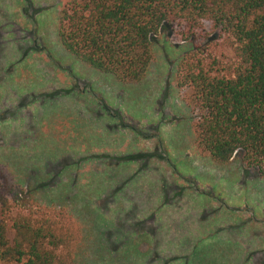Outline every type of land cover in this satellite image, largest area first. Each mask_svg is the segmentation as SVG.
Wrapping results in <instances>:
<instances>
[{
	"label": "rangeland",
	"instance_id": "1",
	"mask_svg": "<svg viewBox=\"0 0 264 264\" xmlns=\"http://www.w3.org/2000/svg\"><path fill=\"white\" fill-rule=\"evenodd\" d=\"M69 0H0V167L29 204L69 212L75 264H264V180L238 155H199L179 64L214 41L176 25L143 81L119 82L60 44Z\"/></svg>",
	"mask_w": 264,
	"mask_h": 264
},
{
	"label": "trees",
	"instance_id": "2",
	"mask_svg": "<svg viewBox=\"0 0 264 264\" xmlns=\"http://www.w3.org/2000/svg\"><path fill=\"white\" fill-rule=\"evenodd\" d=\"M206 24L233 56L215 54L212 40L179 64L178 87L198 115L195 147L219 166L240 155L264 180V0H69L59 40L93 70L138 84L155 60L152 38L163 27L195 37ZM31 201L0 167V264H75L68 235L75 219Z\"/></svg>",
	"mask_w": 264,
	"mask_h": 264
}]
</instances>
